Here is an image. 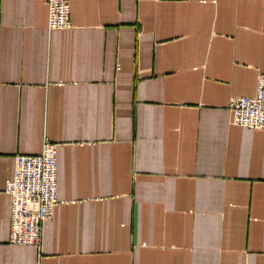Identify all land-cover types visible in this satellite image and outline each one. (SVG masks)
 I'll list each match as a JSON object with an SVG mask.
<instances>
[{"label":"crops","instance_id":"0c3cea01","mask_svg":"<svg viewBox=\"0 0 264 264\" xmlns=\"http://www.w3.org/2000/svg\"><path fill=\"white\" fill-rule=\"evenodd\" d=\"M0 0V264H264V0ZM56 145L39 247L9 243L14 155Z\"/></svg>","mask_w":264,"mask_h":264},{"label":"built area","instance_id":"2783aa9c","mask_svg":"<svg viewBox=\"0 0 264 264\" xmlns=\"http://www.w3.org/2000/svg\"><path fill=\"white\" fill-rule=\"evenodd\" d=\"M50 30L71 27L69 0H44ZM231 122L264 131V72L258 75L253 96L230 98ZM56 145L46 141L37 154L14 155L13 177L5 192L10 197L9 243L39 247L42 225L51 219L57 202Z\"/></svg>","mask_w":264,"mask_h":264}]
</instances>
